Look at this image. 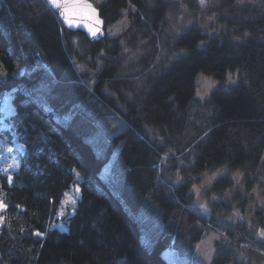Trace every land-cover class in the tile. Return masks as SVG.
Instances as JSON below:
<instances>
[{"label": "trees", "instance_id": "trees-1", "mask_svg": "<svg viewBox=\"0 0 264 264\" xmlns=\"http://www.w3.org/2000/svg\"><path fill=\"white\" fill-rule=\"evenodd\" d=\"M212 6L217 36L191 27L167 38L168 16L195 15L196 0H103L106 28L123 12L127 28L91 42L44 0H0V264H170L166 249L190 262L205 225L227 242L210 264H264L248 224L222 217L245 206L238 193L224 201L233 173L245 194L263 180L264 8ZM200 73L238 83L200 102ZM117 144L108 182L100 173ZM217 170L205 224L191 185ZM254 215L264 219V202Z\"/></svg>", "mask_w": 264, "mask_h": 264}, {"label": "rangeland", "instance_id": "rangeland-1", "mask_svg": "<svg viewBox=\"0 0 264 264\" xmlns=\"http://www.w3.org/2000/svg\"><path fill=\"white\" fill-rule=\"evenodd\" d=\"M95 6L99 4L103 0H90ZM240 3H250L264 8V0H237ZM199 6V11L195 15L187 12L186 9H182L178 11L176 14H170L169 25L166 30L167 38L172 36L180 35L181 33L187 31L191 27L200 28L204 34H206L209 38L217 36L221 30L222 26L216 24L213 17L206 14L207 10L212 5H215L219 2V0H205V3L202 5L201 0H196ZM127 12H123V17L120 21L106 28L105 26V36L113 37L121 34L123 30L127 28ZM248 36L244 34V37ZM205 45L204 43L201 46ZM130 58L134 59V55L137 54H128ZM184 55V53H182ZM177 57V55L172 58ZM232 75L237 74H227L224 80L217 81L212 77L206 76L204 74H198L196 77V87H195V99L197 101L206 100L210 93L214 90L221 89H230L234 85L238 83V76L235 81V77ZM114 124H106L105 128L111 129ZM120 144L114 145L112 148V153L109 156L108 161L104 164L102 171L100 173L101 177L110 181L111 179H116V174L119 171L118 167V158H119ZM10 160L13 162L15 166H17V160L11 156ZM12 164V165H13ZM163 168L169 174H167L168 179L170 176V180L173 181L174 184L179 185L184 182V178L180 175L179 170H169L171 165L170 163L164 162ZM11 169H14L10 167ZM169 170V171H168ZM165 172V173H166ZM171 173V174H170ZM224 174L223 170H217L212 173H203L198 180H194L191 185V192L194 196V205L192 206V210L200 217V219L207 224L210 219V209L208 205V201L206 199V190L212 185L216 177ZM261 177L263 180L259 181V184H256L251 191L247 194L244 192V175L241 171H236L232 174L233 186L231 189H228L224 192V201H232L231 199L235 195V193L242 195L244 198L243 204L244 207L240 208L238 204L234 203L231 205V209L229 214H223L222 216L227 223L232 225L238 224H248L249 230L252 232L253 237L259 242L264 243V237L260 236V232L264 231V219L257 222L254 218L256 209H260L264 202V195L262 193L261 183L264 182V171H262ZM77 181H81V176L77 173ZM79 185V183H77ZM78 188V186H77ZM78 190V189H77ZM204 190V191H203ZM241 198V197H240ZM255 219V220H254ZM201 225V224H200ZM202 226V225H201ZM201 228V227H200ZM204 233V239L198 243L192 253V260L187 261L186 259L179 258L177 254L172 249H166L163 251V257L170 264H210L211 260L214 257V254L221 248L227 245V242L223 240L222 235L218 232L217 228L204 227L201 228ZM145 244H148L146 237L142 239ZM248 259V258H246ZM241 260H245L242 256Z\"/></svg>", "mask_w": 264, "mask_h": 264}, {"label": "water", "instance_id": "water-1", "mask_svg": "<svg viewBox=\"0 0 264 264\" xmlns=\"http://www.w3.org/2000/svg\"><path fill=\"white\" fill-rule=\"evenodd\" d=\"M44 1L57 14L60 22L67 30L82 32L91 42L100 41L105 37V21L100 17L98 8L90 0H67L70 22L61 16L63 8L56 9L48 0Z\"/></svg>", "mask_w": 264, "mask_h": 264}, {"label": "snow or ice", "instance_id": "snow-or-ice-1", "mask_svg": "<svg viewBox=\"0 0 264 264\" xmlns=\"http://www.w3.org/2000/svg\"><path fill=\"white\" fill-rule=\"evenodd\" d=\"M48 2L56 9L63 8L64 10L61 11V16L65 18L66 21L70 22L69 15L70 11L67 6V0H48ZM205 3V0H201V4L203 5ZM93 35H95V32H93ZM8 151H12V149H8ZM2 207V205H0ZM260 236L264 237V231L260 232Z\"/></svg>", "mask_w": 264, "mask_h": 264}]
</instances>
